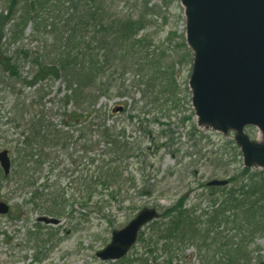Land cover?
I'll return each instance as SVG.
<instances>
[{"label":"trees","instance_id":"16d2710c","mask_svg":"<svg viewBox=\"0 0 264 264\" xmlns=\"http://www.w3.org/2000/svg\"><path fill=\"white\" fill-rule=\"evenodd\" d=\"M8 1L9 12L0 15V68L9 77L20 78L19 61L6 53L1 39L8 23L16 21L13 40L23 38L31 23L34 34L42 37L43 53L26 48L19 51L33 67L30 80L21 81L29 86L40 84L43 94L30 101L29 109L20 104V117L11 121L8 130L0 126L4 134L0 133V139L13 155L10 174L4 175L0 168V195L5 199L10 201L14 194H20L24 205L42 215L71 221L97 214L114 223L119 211L138 212L145 207L143 199L162 195L158 191L162 180L154 174L153 159L162 148L160 144L166 141L163 144L169 145L176 161L180 156L181 147L169 141L174 132L166 134L160 126L174 120L181 122L191 141L183 154L189 158L193 173L207 160L220 164L233 157L241 161L233 140L226 143L231 149L227 154L223 146L211 141V135L197 127L194 112L187 107L188 88H183L173 73L175 62L166 64L171 55L159 53V46L147 33L151 12L158 6L150 5L151 0H142L138 13L114 15V3L122 0ZM61 2L68 4L63 24L41 31L51 4ZM178 46L192 56L184 36ZM51 82L60 83L58 122L44 102ZM117 96L130 102H113L108 107ZM119 105L122 110L115 111ZM60 151L76 166L74 170L66 165L59 170L63 165ZM84 159L89 169L78 184L74 186L73 179L66 182L63 178L77 172ZM229 181L227 186L198 185L211 196L210 211L196 204L187 207L183 194L170 207L161 208L149 231L140 232L138 242L145 251H135L112 264H181L178 253L191 247L202 264H247L253 240L264 234V170L242 166ZM14 209L9 217L19 218L21 205L15 203ZM0 235L7 237V231ZM44 236L42 224L36 221L21 239L34 249L35 262L43 261L40 248L46 243Z\"/></svg>","mask_w":264,"mask_h":264},{"label":"rangeland","instance_id":"374dc122","mask_svg":"<svg viewBox=\"0 0 264 264\" xmlns=\"http://www.w3.org/2000/svg\"><path fill=\"white\" fill-rule=\"evenodd\" d=\"M142 4H144L142 0L117 1L114 3L112 14L114 15L119 12L122 14L138 13L142 9ZM152 4L158 6L151 12V22H149L150 25L147 28V33L154 40V43L159 46V53L171 55L166 60V64H169L171 61L173 63L175 62L176 66L173 73L178 83L183 88H188L187 99L190 101L191 91L188 87V81L192 69V57L187 54L188 52L184 47L178 46L182 40V36L185 35L184 8L180 0H151L150 5ZM10 5L8 0H0V15H6L9 12ZM21 7L22 4L19 7L17 6V9H19L17 15H20ZM67 9V3H52L47 10L48 13L45 15L46 19L42 22L41 31L45 29L50 30L53 25L59 28L63 24L64 18L67 17ZM15 22H10L5 26L1 39L6 53L14 56L16 58L15 60L18 59L20 66V78L18 80L9 77L8 72H4L0 68V126L3 127V130H8L13 124L11 121L16 117H20V104L29 109L28 105L30 101L32 99H38L43 94V91H39L41 88L40 84L29 86L21 81L23 79L30 80L33 67L18 55L22 48L42 54V37L34 34L32 24L30 23L24 32L23 38L13 40V23ZM158 59L161 60L159 54ZM126 77L129 78L130 75L127 74ZM59 86L60 83L51 82V88L46 89L48 94L44 100L46 103L45 107L55 114L54 122H58L60 119L56 112L59 104L58 101L61 97L58 90ZM126 100L128 99L117 96L108 102V107L113 102H123ZM128 101L130 102V100ZM102 102H106L105 99ZM14 107H16L15 110H13ZM187 107L192 108L189 102L187 103ZM11 109L12 111L10 112ZM125 116L123 115L122 118L124 119ZM8 117H12V119H8ZM160 126L166 129V134H172V131L174 132V137H171L169 141L171 143L175 142L177 146L181 147V153L176 161V158L171 156L168 148L169 145L163 144V142H166L165 140L163 142L161 141L162 143L160 145L162 148L158 149L153 159L156 162V172L154 174L157 175L158 180H162V182L159 181L161 190L158 188L159 193L161 191L162 195H153L150 198L143 199V206L157 207L161 213V208L170 207L183 194L186 195L185 205L187 207L196 204L201 210L210 211L212 208L211 196L207 190L198 187V185L201 182L206 184L212 178L224 179L238 173L242 165V160L235 161L233 157H229L226 159V162L220 164L211 162L213 160H207V162L200 163L195 170L196 173H193L189 165V158L183 154V151L191 145V141L186 136L181 122L174 120L171 125L168 123L160 124ZM21 129L22 127L19 128V131ZM202 132L211 135V141L216 146H223L227 154L231 152L230 147L226 146V143L227 141L233 140V134L230 137H226L222 133L208 129H203ZM2 135L4 136V134ZM6 135L9 136V132ZM3 143V139H0V150L6 148L5 145H8ZM202 144H206V141ZM58 153H60V158L63 162L59 170H62L65 165L71 171L76 168L75 165L69 164L66 155L62 151ZM85 160H83L84 164L77 168V172L72 176L71 172H69L68 176L70 178L63 179L66 182L73 179L74 186H76L81 176L89 169L85 164ZM63 173L66 172L63 171ZM15 192H12V194ZM5 193L6 190H3L2 194ZM0 200L8 201L2 195H0ZM8 203H10L12 209H14L15 203L20 204L22 213L19 218L0 215V232L7 231V237L0 235V264H111L108 261L104 262L98 258L97 252L110 242L115 229L123 228L137 213L128 210L119 211L113 217V220H115L114 223H108L100 219L97 214L82 221H71L69 218L63 217L60 218L59 224L56 225L41 222L43 233L46 234L44 236L46 243L40 248L44 257L42 258L43 261L39 263L33 261L35 256L34 249L27 247V242H23L21 239L25 238L30 228L33 229L37 218L42 215L41 211L33 210L31 207L24 205L23 196L20 194H14L13 200L8 201ZM76 209L85 212L79 206H76ZM15 215L16 212L14 213ZM143 231L148 232L149 225ZM12 236L16 237V239L12 240ZM135 251L142 253L145 251V246L143 247V244L138 242L136 247L130 251V255L135 254ZM178 255L181 258V264H202L201 257L198 256L199 254L197 255L193 247L187 250H181ZM262 262L264 263V234H259L252 242L249 262L247 264H260Z\"/></svg>","mask_w":264,"mask_h":264},{"label":"water","instance_id":"95a60500","mask_svg":"<svg viewBox=\"0 0 264 264\" xmlns=\"http://www.w3.org/2000/svg\"><path fill=\"white\" fill-rule=\"evenodd\" d=\"M186 18V43L193 52L189 87L199 127L211 128L234 140L244 166L264 168V0H181ZM119 107L117 110H121ZM255 127L260 137L247 133ZM4 174L11 171L8 149L0 151ZM228 179H213L208 186H226ZM11 207L0 200V215ZM145 207L97 256L104 261L124 257L144 226L158 217ZM40 222L59 224L42 216ZM264 264V263H261Z\"/></svg>","mask_w":264,"mask_h":264}]
</instances>
